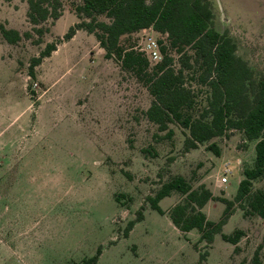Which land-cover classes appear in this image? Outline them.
<instances>
[{"label": "rangeland", "instance_id": "1", "mask_svg": "<svg viewBox=\"0 0 264 264\" xmlns=\"http://www.w3.org/2000/svg\"><path fill=\"white\" fill-rule=\"evenodd\" d=\"M210 2L216 30L233 36L237 53L264 74V0ZM27 9V0H0V264H84L93 256L91 264H252L253 255L264 264V220L235 208L207 243L196 229L173 225L169 209L179 194L159 200L162 212L146 201L170 174L232 199L255 141L232 131L213 139L218 155L205 143L183 152L179 128L169 125L173 134L166 137L148 121L145 87L104 58L83 29L62 39L31 77V59L77 18L66 4L39 36ZM2 29L29 31L30 38L11 44ZM161 36L150 29L122 43L140 48L147 37ZM225 164L230 173L221 183ZM223 208L209 200L201 211L216 222ZM234 229L243 234L233 245L221 235Z\"/></svg>", "mask_w": 264, "mask_h": 264}, {"label": "trees", "instance_id": "2", "mask_svg": "<svg viewBox=\"0 0 264 264\" xmlns=\"http://www.w3.org/2000/svg\"><path fill=\"white\" fill-rule=\"evenodd\" d=\"M68 9L77 21L63 38L47 43L38 56L31 59L28 73L34 77V67L56 50L57 44L71 38L79 29L95 36L103 57L114 60L121 71L134 77L151 97L145 117L158 131L170 137L175 125L183 135L182 151L187 152L205 143V148L219 154L213 139L227 137L238 131L245 140H254L252 164L241 169L232 199L213 196L204 184L193 186L190 179L170 174L146 201L153 209L160 199L179 194L169 209L173 225L180 231L196 229L199 238L210 242L222 224L237 208L242 216L264 220V74L255 72L237 53V44L227 31L214 26L210 0H68ZM64 0H27V22L31 31L42 36L49 31L45 23L58 19L66 7ZM151 28L162 35L158 43L161 59L153 62L136 45H124L122 38L142 29ZM29 31L21 33L2 29L8 43H17ZM129 175V174H128ZM130 176V175H129ZM123 195H119L121 197ZM223 205L221 217L209 221L201 211L209 201ZM123 203L127 204L126 201ZM143 218L142 210L136 219ZM129 222L126 234L132 228ZM243 232L234 229L221 235L236 244ZM93 256L84 264L96 261ZM252 264H259L256 255Z\"/></svg>", "mask_w": 264, "mask_h": 264}, {"label": "built area", "instance_id": "3", "mask_svg": "<svg viewBox=\"0 0 264 264\" xmlns=\"http://www.w3.org/2000/svg\"><path fill=\"white\" fill-rule=\"evenodd\" d=\"M142 32H146L147 29L144 28L141 30ZM141 51H143L151 61L157 62L161 59V54L159 51L158 43L155 39L152 37H147L145 42L142 44V46L139 48ZM226 173H230V170L227 168V164L224 165V170L222 176L219 178V181L221 183L226 182L227 178L225 176Z\"/></svg>", "mask_w": 264, "mask_h": 264}, {"label": "crops", "instance_id": "4", "mask_svg": "<svg viewBox=\"0 0 264 264\" xmlns=\"http://www.w3.org/2000/svg\"><path fill=\"white\" fill-rule=\"evenodd\" d=\"M151 28H148L147 30H150ZM152 30V29H151ZM102 49V48H101ZM102 52L104 53V51H103V49H102ZM108 60H110V59H108Z\"/></svg>", "mask_w": 264, "mask_h": 264}]
</instances>
